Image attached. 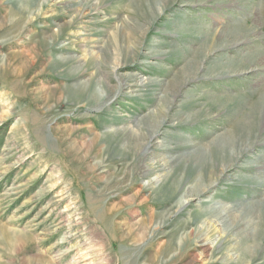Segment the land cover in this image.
<instances>
[{"label":"rangeland","instance_id":"374dc122","mask_svg":"<svg viewBox=\"0 0 264 264\" xmlns=\"http://www.w3.org/2000/svg\"><path fill=\"white\" fill-rule=\"evenodd\" d=\"M263 114L264 0H0V264H264Z\"/></svg>","mask_w":264,"mask_h":264},{"label":"bare ground","instance_id":"6f19581e","mask_svg":"<svg viewBox=\"0 0 264 264\" xmlns=\"http://www.w3.org/2000/svg\"><path fill=\"white\" fill-rule=\"evenodd\" d=\"M254 117V116H253ZM256 119H258V123H260L261 124V126H260V130H261V127H262V125L264 126V114L262 115V116H258V118H256ZM262 119V120H261ZM257 123V122H256ZM256 123H254L253 122V124L252 123H248V124H250V125H248V128L250 127V128H252V127H254L255 125H257ZM251 124H252V126H251ZM259 124V125H260ZM249 130V129H248ZM257 134V133H256ZM255 138V137H254ZM236 144H237V146H238V140L237 141H235V149L237 148L236 147ZM262 144H264V143H258L257 145H262ZM237 151V150H236ZM147 170H142V173H145Z\"/></svg>","mask_w":264,"mask_h":264}]
</instances>
